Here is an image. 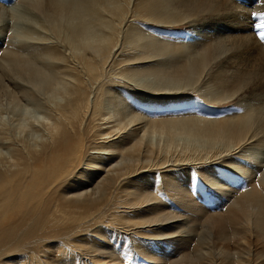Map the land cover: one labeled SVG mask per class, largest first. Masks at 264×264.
Segmentation results:
<instances>
[{
  "label": "bare ground",
  "instance_id": "bare-ground-1",
  "mask_svg": "<svg viewBox=\"0 0 264 264\" xmlns=\"http://www.w3.org/2000/svg\"><path fill=\"white\" fill-rule=\"evenodd\" d=\"M216 5L229 8L230 12L224 13L225 9ZM237 5L233 0H25L13 11L0 7V21L5 14L9 16L15 24L13 29L21 38L51 43L28 56L10 48L4 50L0 61V95L6 93V98L14 102L19 93L32 97L34 87L48 89L63 99L61 104L54 103L50 122L42 124L38 149L24 139L16 141V137L7 136L9 127L5 124L6 127H0L1 261L31 246L83 232L79 227L84 223L105 219L109 225L115 226V223L121 228L133 229L138 237L180 238L182 224L178 225L180 228L177 226V231L167 224L179 215L173 216L162 209L159 197L147 192L146 188L130 181L126 186L120 183L136 178L143 169L152 171L154 167L169 166L164 167L169 160L153 163V152L141 147L142 136L148 133H162L169 139L175 134L206 143L204 156L186 157L181 163H211L236 153L247 166L228 168L252 182L254 164L263 161H257L254 155L255 158L250 157L252 154L248 150L256 148L258 153L264 154V43L261 45L262 40L257 41L249 31L246 12ZM211 15L221 17L212 20H217L218 25L231 21L233 29L215 28L213 31L214 26L199 23L198 20L208 21ZM136 19L174 26L187 23L193 30L192 37L186 45L166 44L137 30L133 22ZM256 29H260L259 26ZM58 43L63 45L62 49ZM115 48L118 49L115 51ZM118 52L117 62L122 66L117 75L120 81L150 93L196 90L211 103L232 101L240 111L219 120L181 117L141 122L143 117L125 112L113 97L115 101L110 99L113 109L109 108L120 120L117 118V124L108 127L111 122L106 121L112 118L108 108L101 119L105 122L94 131L99 117L95 101L89 100L90 91L102 73L110 76L106 68L115 61L113 55ZM253 74L256 77L251 80ZM5 77L13 81V88L4 84ZM145 78H155L160 84L155 87L144 84ZM104 92V98L110 96L109 89ZM116 140L123 145H110ZM84 141L97 145L84 151ZM192 148L203 151L204 147L201 150ZM69 161L71 167L58 166ZM76 170L84 174H62ZM120 194L129 199L110 209L109 203L120 198ZM230 204L233 211L206 216L202 226V229L207 225L211 229L209 234L208 230L204 232L206 238L212 230H216L218 236L223 230L227 236L221 240L226 241V245L215 247L214 255L210 248L201 247L196 253L167 260L166 264H215L212 258L216 256L230 260V264H264L263 260L254 262L253 259L264 256V245L256 248L250 242V237L264 241V179L233 198ZM68 223L75 225L65 228ZM113 230L111 232L115 233ZM101 232L95 231L99 236ZM206 238L198 237L197 244L210 246ZM127 243L120 249L114 246L113 250L126 251L135 242ZM62 248L59 243L55 244L60 258L65 256ZM109 249L85 247L96 264H117L116 255L112 256ZM135 249L136 254L164 262L162 257H154L149 251ZM34 256L37 260L38 256ZM23 262L19 259L20 264Z\"/></svg>",
  "mask_w": 264,
  "mask_h": 264
},
{
  "label": "rangeland",
  "instance_id": "rangeland-1",
  "mask_svg": "<svg viewBox=\"0 0 264 264\" xmlns=\"http://www.w3.org/2000/svg\"><path fill=\"white\" fill-rule=\"evenodd\" d=\"M22 1L25 0H2L0 1V7L5 11H13L20 7V3ZM233 1L238 4L237 6H242L243 11L246 12L247 18H245V22L250 28L249 31L253 34L254 37H256L257 41H259V39L260 41L262 40V42L259 43L263 45L264 32H262V35L261 31H263L264 29V0ZM222 7L225 9L224 13L230 12L229 8H226L224 6ZM252 13H256L257 15L253 16ZM4 16V19L0 21V61L4 57V50L9 48L12 50H16L18 53H21L25 56H28L32 55V53L37 51L38 48L43 49V45H51V43L43 41L36 42V40H27L26 38H21L13 29V26L15 25L14 21L6 14ZM214 17L215 15H211L209 19L210 21L204 19L207 22L204 20L198 21L205 26H214L213 31H215V28H218V30L220 28H222L223 30L224 28L223 31L233 29V24L231 21H228L226 23L219 22L220 25H218L217 20L212 21ZM217 18L219 19L221 17H215V19ZM130 21L131 20H129V22ZM198 21H196V23H198ZM133 22L137 30L166 44L186 45L191 39L193 33L191 26H189L187 23L174 26L167 24H157L140 19H136ZM255 26L256 28H258L259 26L260 29H256ZM41 34L43 35L44 33ZM62 46V44L58 43L59 48L62 49ZM117 49L118 48H115V51ZM118 54L119 52L115 53V56L113 55V59L116 58L115 61H111L106 68L110 76H104V74L102 73L101 78L90 91L89 100L91 101V103L95 101L93 104L96 105V111L98 112L99 117V121L94 124V131L97 130L96 127H98L99 124L105 122H102L101 119L102 117L106 116V110L109 107L113 109V102L110 100L111 98L113 101H115V99H118L117 104L121 103V108H123L125 112L133 113L132 115L136 117H143L141 118L143 119L141 120V122H155L159 120L167 121L181 117L219 120L223 117L236 115L240 111V107L232 101H226L223 103H211L205 96L198 93L196 90L177 91L164 94L150 93L148 91L141 90V88L134 86L132 83H128L125 81L123 82L122 80L120 81L117 75L119 74L120 68L122 66L118 65ZM255 77L256 75L253 74L251 75L250 79L252 80ZM5 78L2 79L3 82H5L4 84H8L7 87L13 88V81ZM134 78L137 80L136 77ZM145 79V81L143 79V83L151 85L152 87L160 84V82L155 80V78ZM10 81L11 84L9 85ZM114 81H120V83H113ZM102 85L103 88H101ZM108 89L110 90V96H108V94L105 95L104 98V91L107 92ZM32 90L34 95H32V97L30 98H27V96H22L20 93L18 95L16 94L15 100L16 98L21 99V101L17 99V101L21 102H19L18 104H16L17 101L15 102L14 100L13 102V100H10L9 97L6 98L8 96L6 95V93L2 95L1 92L0 127H4L6 125V128L9 127L8 130L6 129L7 132H9L6 134L7 136L9 135L10 138L16 137V141L24 139L27 142H30L33 147L38 149L36 145L40 143L37 142V140H39L41 136L40 132L42 129V124L44 126L46 122L50 120L49 114L51 113L50 111L52 110L54 103L58 102L61 104L63 103V99H61L62 97L60 96V98L57 94L53 95L52 92L48 89V91H45L44 89L42 90V88L38 90L37 88L34 89L33 87ZM110 112L112 118L106 121L111 122L108 127L115 126L118 122L117 118H119V115H116L117 113L115 114V112H113L111 109ZM36 129L37 131L40 129L39 132H35ZM138 135L139 137H141L142 133L140 132L138 133ZM142 138L143 141L141 147L149 148L153 152V163L159 164L163 161L169 160V162L165 164L164 167L167 165L169 166L163 169L154 167L152 171H146V169H143L139 174H137L138 176L136 178L123 180L120 183L126 186L127 182L130 181L135 186L146 188L147 192L151 194L155 193L157 197H159L158 199L161 203L160 207L162 209H165L168 212L172 213L173 216H180L167 222V224L169 223L168 226L173 227V229L176 231L177 226H180L182 224L183 228L181 229V231L183 232V234L179 236L180 238H175L176 240H171L168 238L160 240V238L153 239L144 236V238H142L141 236L138 237L137 234H133V229L129 227L128 229H126L127 227L121 228L115 223L114 225L116 226V228H114L115 226L107 224V221L105 219L104 221L98 223H84L80 225L79 229L83 232H79L76 234L74 233L73 236L70 235L59 240L51 239L46 241L44 244L42 243L38 246H31L29 247V249L21 252V254L15 253L7 255V257L5 256L2 261L0 260V263L3 262L4 264H20L19 259L22 258L24 260L22 264H96L93 261L90 253L85 250V247L88 248L91 246H95L100 249L110 248L109 250L113 252L112 256L116 255L115 262L118 261L116 262L117 264H166L165 261L167 260L171 261V259L174 260L184 254H189L192 252L196 253L200 250L201 247L210 248V253L214 255L216 252V250L214 249L215 247L218 248L219 245H226V241L221 240L227 236V234L223 232V230H221L220 236L216 234V230H212V234H210V236L206 238V234H204V232L208 230L209 234L211 229L208 225L207 227L202 229L203 220L204 218H206V216L226 215L228 211H233L231 210L230 206L233 198H238L239 194L248 191V189H251L253 185L260 181V179H264V154L261 153V155L260 153H258V151H256V148L249 149L250 151L248 150V153L251 152L250 154H252L249 155L250 157H256L257 161H263L260 164H254L255 168L252 169L253 171L251 170L254 177L251 182V180L248 181L243 179V177L239 176L232 169L228 168L231 165H246L242 162L240 156L236 155V153L235 155L230 154L231 156L229 155V157L228 155H226L227 157L225 156L226 158H224L223 160H218L211 163H181V160L186 157L204 156V153L207 150L206 143L203 144L201 140H194L188 137L186 138L184 136H175V134H173V137L170 139L168 135L162 133H148L147 135H143ZM118 143L121 142H119V140H116L115 142L110 143V145ZM96 145V142L91 143L84 141V151L85 149L86 151H90L91 148L93 146L95 147ZM192 147H194V149L198 148L199 150L204 147L202 149L204 152L192 150ZM126 148H129V146H127ZM6 149L7 148L4 147L3 151H6ZM244 150L245 149H242V151ZM253 155L255 157H253ZM71 165L72 162L69 161L65 165L58 166L71 167ZM62 174L67 176H73L75 174L83 175L84 171L76 170L75 173ZM81 179L82 176H80L79 180ZM118 190L120 189L118 188ZM121 195L122 194H120L119 197ZM174 198H176L177 200ZM128 199L129 198L120 197L113 202L111 201V203H109V208L111 209L117 203H121L122 201ZM74 225L75 224L68 223L64 227L71 228ZM179 226L178 228H180ZM99 230L102 231L101 236L95 233V231L98 232ZM112 230L117 234L111 232ZM198 237L203 239L206 238L205 241H208L210 246L203 244L198 245ZM129 238L130 240H133L135 242L130 246V248L128 247L126 251L113 250L114 246H118L117 249H120V247L128 244L127 242L130 241ZM259 239L260 238L256 239L255 237H250L251 245L255 246L256 248H260L262 245H264V241L262 240L263 242H261ZM262 239H264V236L262 237ZM57 243H59L63 247L62 253L65 255L64 257H58V252L55 250V244ZM137 247V251H149L154 257H162V260H164V262L161 261V263H159L160 261H154L155 259L149 258L146 255H142L140 253L136 254L135 248ZM28 253H30L29 256ZM24 255H26L27 257ZM32 256L36 258L38 256L37 260ZM76 256L78 257L76 258ZM141 256H145V258H142ZM256 257L258 256H255V258H253L254 262H257L259 260L264 261V256L262 258ZM97 259L99 261H107L106 259L102 258ZM212 259L215 261V264H230V260H227L220 256L213 257ZM28 260L31 263L28 262ZM190 264L196 263L193 262Z\"/></svg>",
  "mask_w": 264,
  "mask_h": 264
},
{
  "label": "snow or ice",
  "instance_id": "snow-or-ice-1",
  "mask_svg": "<svg viewBox=\"0 0 264 264\" xmlns=\"http://www.w3.org/2000/svg\"><path fill=\"white\" fill-rule=\"evenodd\" d=\"M253 16H256L257 14L256 13H252Z\"/></svg>",
  "mask_w": 264,
  "mask_h": 264
}]
</instances>
